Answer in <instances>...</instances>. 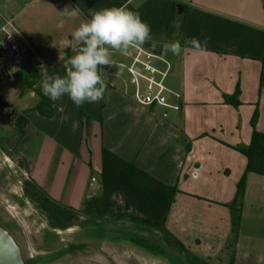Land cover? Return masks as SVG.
Here are the masks:
<instances>
[{
	"label": "crops",
	"instance_id": "1",
	"mask_svg": "<svg viewBox=\"0 0 264 264\" xmlns=\"http://www.w3.org/2000/svg\"><path fill=\"white\" fill-rule=\"evenodd\" d=\"M121 6L138 12L151 27L155 87L165 102L149 105L127 96L149 86L135 61L136 48L127 55L113 50V65L100 73L103 98L82 106L88 121L67 95L56 101L53 118L41 116L34 110L39 98L31 90L30 107L13 104L28 121L16 147L27 165L24 174L54 201L81 211L100 192V182L91 186L90 179L96 176L99 181L103 147H108L114 131L123 134L119 149L123 157L163 181L177 182L168 229L191 252L211 261L224 258L230 264L228 205L235 200L248 165L239 150L251 143L256 114V129L264 134V0H0V39L6 36L2 27L10 22L30 46V58L13 78L30 67L41 90L45 73L64 76L65 62L82 47L72 33L91 19L89 10ZM66 7L78 8L79 15H64ZM192 37L202 42L200 49L184 44ZM176 39L182 45L180 55L165 48ZM237 90L240 95L233 101L238 105L226 102V96ZM127 99L152 117L147 116L146 123L136 121L130 130L118 129L107 111L114 105L123 110ZM73 123L78 124L75 131ZM152 126L153 132L168 127L174 144L150 159L140 142ZM245 183L233 264H264V175L250 173Z\"/></svg>",
	"mask_w": 264,
	"mask_h": 264
},
{
	"label": "trees",
	"instance_id": "2",
	"mask_svg": "<svg viewBox=\"0 0 264 264\" xmlns=\"http://www.w3.org/2000/svg\"><path fill=\"white\" fill-rule=\"evenodd\" d=\"M151 45L149 41L144 44L145 47ZM14 78L20 85L33 90L39 98L34 110L45 118H53L57 103L36 87L39 81L38 75L27 67L17 72ZM238 95L240 94L237 90L232 97L226 96V102L238 105L237 101H233ZM79 115L89 120L82 106L79 107ZM256 120L257 114L252 122L253 135L250 145L239 150L247 157L248 165L238 184L236 198L228 205L231 209V235L226 244V251L231 258L230 264H233L235 248L240 236L241 206L247 176L250 173L264 175V134L257 131ZM27 123V119L23 116H16L14 129L19 136L17 142ZM16 147L17 143L9 155L20 159L21 166L27 171L26 162L19 155ZM190 150L187 146V153ZM99 177L100 192L89 199L81 211L54 201L32 181L27 182L24 189L36 208L44 214L52 229L65 230L72 226L89 229L110 219L117 222L116 233L119 236L115 237V240L131 242L156 254L168 250L176 251L183 255L189 264H212L209 258L191 252L167 227V218L178 193L177 182L167 183L140 167L135 161L123 158L105 146L102 151V170ZM139 232L149 233L152 237H145Z\"/></svg>",
	"mask_w": 264,
	"mask_h": 264
},
{
	"label": "rangeland",
	"instance_id": "3",
	"mask_svg": "<svg viewBox=\"0 0 264 264\" xmlns=\"http://www.w3.org/2000/svg\"><path fill=\"white\" fill-rule=\"evenodd\" d=\"M11 70L14 74L15 70L12 68ZM36 87L38 88V84ZM30 91L24 85H20L15 78L11 80L4 77L0 71V200L12 213L24 232L33 260L31 264H189L184 256L176 251L168 250L165 253L156 254V252L131 242L115 240V237L119 236L116 233L115 223L117 222L110 219L89 229L72 226L60 230L52 229L49 226L44 214L26 195L24 186L30 180L24 174L25 170L19 162L20 159L9 155L19 137L18 132L14 129V122L16 116L21 114L13 104H17L20 109L30 107L34 103V97L30 95ZM138 94L127 96L139 101ZM26 95H28L27 99H25ZM35 96L37 97L36 94ZM127 101L128 104L123 110L115 109L114 105L107 111L108 116L116 122V128L124 127L125 130H130L136 121L142 120L146 123L147 116L148 119L152 117L151 113L133 101L128 99ZM11 108L13 109L11 110ZM150 129L140 145L143 144L144 148L149 150L148 154L151 155V159L156 152L159 153L160 149L168 150L173 146L174 133H171L172 131L168 127L157 128L154 132L152 131L153 126ZM150 131L153 133L151 134ZM117 133L114 131L110 135L106 145L110 149L112 148L111 151L123 157L119 151L121 148L120 139L123 138V134ZM9 137L12 138L8 142ZM160 138L162 141L158 140ZM175 154L177 155L176 152ZM169 169L173 170L174 167L170 166ZM165 182L174 184L175 179L165 180ZM139 234L152 237L151 234L145 232H139ZM221 259L222 261L215 259L210 262L212 264L227 263L224 258Z\"/></svg>",
	"mask_w": 264,
	"mask_h": 264
},
{
	"label": "clouds",
	"instance_id": "4",
	"mask_svg": "<svg viewBox=\"0 0 264 264\" xmlns=\"http://www.w3.org/2000/svg\"><path fill=\"white\" fill-rule=\"evenodd\" d=\"M89 11L91 19L81 23L72 33L73 40L82 47L65 62L66 74L61 76L45 73V78L41 81L43 94L52 101L67 95L77 107L83 106L85 102L98 103L105 92V82L100 73L106 66L113 65V50L127 55L130 49H139L151 39L150 25L142 20L138 12L131 11L126 6ZM62 13L76 17L79 9L66 7ZM65 43L70 44L71 41ZM184 44L196 49L202 46V42L196 37L186 39ZM203 44H207V38ZM165 48L174 55H180L182 51L178 39L167 43ZM42 68L45 69L44 66ZM77 127L78 124L73 123V131Z\"/></svg>",
	"mask_w": 264,
	"mask_h": 264
},
{
	"label": "built area",
	"instance_id": "5",
	"mask_svg": "<svg viewBox=\"0 0 264 264\" xmlns=\"http://www.w3.org/2000/svg\"><path fill=\"white\" fill-rule=\"evenodd\" d=\"M12 30L13 32H9ZM2 31L6 33L5 38L0 39V65L5 63L13 77L11 70H17L23 67L30 58V46L24 36L16 30L12 23H7L2 27ZM155 56L153 46L137 49L136 62H139L142 66V70L145 73V78L149 83V86L145 92L138 94L139 101L146 104H154L155 102L164 103L165 97L160 95L156 91L157 85V70L154 68L152 60ZM133 72H136L132 70ZM13 79V78H12ZM98 177L92 176L90 179V185L94 186L98 183Z\"/></svg>",
	"mask_w": 264,
	"mask_h": 264
},
{
	"label": "water",
	"instance_id": "6",
	"mask_svg": "<svg viewBox=\"0 0 264 264\" xmlns=\"http://www.w3.org/2000/svg\"><path fill=\"white\" fill-rule=\"evenodd\" d=\"M8 67L2 63L0 71L12 80ZM32 261L24 232L0 200V264H31Z\"/></svg>",
	"mask_w": 264,
	"mask_h": 264
}]
</instances>
